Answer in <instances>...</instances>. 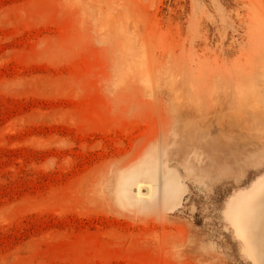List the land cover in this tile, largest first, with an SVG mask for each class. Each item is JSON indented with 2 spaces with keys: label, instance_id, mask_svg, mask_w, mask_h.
<instances>
[{
  "label": "rangeland",
  "instance_id": "1",
  "mask_svg": "<svg viewBox=\"0 0 264 264\" xmlns=\"http://www.w3.org/2000/svg\"><path fill=\"white\" fill-rule=\"evenodd\" d=\"M0 264H264V0H0Z\"/></svg>",
  "mask_w": 264,
  "mask_h": 264
}]
</instances>
